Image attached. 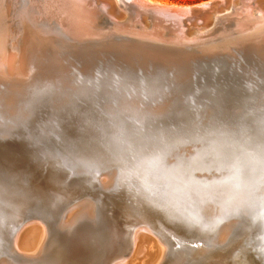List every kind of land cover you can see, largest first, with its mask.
I'll return each instance as SVG.
<instances>
[{
  "label": "rangeland",
  "instance_id": "374dc122",
  "mask_svg": "<svg viewBox=\"0 0 264 264\" xmlns=\"http://www.w3.org/2000/svg\"><path fill=\"white\" fill-rule=\"evenodd\" d=\"M13 13L20 17L17 9ZM38 38L42 47L57 52L52 61L57 73L28 49L20 72L0 74V190L12 191L14 183L32 199L62 204L63 210L57 208L61 213L68 208L77 212L74 204L99 205L107 199L121 212L124 238L126 223L139 217L136 209L149 208L169 226L180 225L182 244L188 245L220 235V226L234 221L236 235L224 244V264H264V42L243 56L230 48L224 62L182 63L174 73L161 70L157 75L150 66L108 63L50 35ZM47 39L54 41L45 44ZM157 150L162 159L155 158ZM53 176L59 182L48 180ZM4 205L0 235L14 224L11 207ZM35 205L22 214L37 212ZM210 206L222 208V214L210 217ZM145 224L161 232L153 223ZM3 241L0 237V248Z\"/></svg>",
  "mask_w": 264,
  "mask_h": 264
},
{
  "label": "water",
  "instance_id": "95a60500",
  "mask_svg": "<svg viewBox=\"0 0 264 264\" xmlns=\"http://www.w3.org/2000/svg\"><path fill=\"white\" fill-rule=\"evenodd\" d=\"M26 2L37 12L42 27L55 32L61 43L87 49L88 53L99 55L108 63L150 66L157 70V75L162 71L174 73L182 63L205 65L224 62L230 58V48L245 54L249 47L264 42V20L257 18L264 17V0H201L189 4L151 0ZM247 28L255 30L253 35L246 31ZM137 75L142 77V73ZM57 205L63 208L62 204ZM37 208L33 213L44 218L54 210V207ZM117 220L99 203L92 204L89 215H77L69 227L56 220L51 222L53 243L60 246L51 256L46 254L38 258L37 263L66 264L67 253L72 247V235L67 233V229L81 230L77 241L87 239L90 232L92 243H109L110 224L118 225ZM3 222L0 218V230ZM234 224V221L227 222L222 237L216 233L200 245L182 244L181 238L157 232L164 244L161 264H182V258L194 261L217 258L227 252L224 244L233 242L236 235ZM115 239L120 243L119 248L126 242L123 236ZM94 249L88 254L70 257V261L100 264L104 254Z\"/></svg>",
  "mask_w": 264,
  "mask_h": 264
},
{
  "label": "bare ground",
  "instance_id": "6f19581e",
  "mask_svg": "<svg viewBox=\"0 0 264 264\" xmlns=\"http://www.w3.org/2000/svg\"><path fill=\"white\" fill-rule=\"evenodd\" d=\"M15 9H17L18 13L20 14V17L17 16L16 14L14 15L13 11ZM36 13L37 12H35L28 5V2H26V0H0V74L12 75V74H16L17 72H20L21 67L24 65V63L26 61V57H27L26 54H27L28 49H30L31 51L32 50H34V51L36 50L37 53H39L41 59L42 60H45L44 61V63H45L44 66L47 67L50 72L57 73L56 71H58V70H56V69L58 67H56L54 64H52L53 63L52 61H54L55 58H56L57 52L55 50H53V49H46V48H49L48 46L47 47H42L43 44H40V43H43V41L40 42L39 41L40 38H38V37H40V34H42L43 37H46V35H50V37H52V38L54 37L55 39H58V36L55 35V32H53V31H51L49 29H45V27H42L43 25L40 24L39 16ZM257 18L260 21L261 20H264L263 15H261V16H259ZM257 26L260 27V25H257ZM246 31L250 35H253V33H254L255 30L252 29V28H247ZM16 34L18 36L19 35L21 36L20 39L19 38H16ZM33 34L34 35L36 34L37 37L36 36L33 37ZM54 40L47 39L45 44H50L51 45V43ZM26 41L28 42V44L30 42L31 45L29 44L30 46H26V44H27ZM55 42H57V41L55 40ZM59 44L65 45L66 43H64V44L63 43H59ZM34 46H36V47H34ZM260 50H262V49H260ZM32 53H34V52H32ZM255 53L257 54V52L255 51L253 55H255ZM247 54H248V52H247ZM241 55L243 56V54H241ZM257 56H258V54H257ZM257 56H255V59H257L256 58ZM33 59H35V58H33ZM250 59H251V57H250ZM258 59L260 60V58H258ZM258 59L256 61H258ZM244 60H245V58H244ZM262 61L263 60H261V62ZM258 63H259V61H258ZM258 63L256 64L254 62V64H256V65H258ZM262 63H264V62H262ZM262 71H264V69ZM259 76H260V74H259ZM24 79H26V78H24ZM51 81H52V79H51ZM8 87H9V89H8L9 92H15V93H18L19 92V90H17L15 87L14 88H11V86H5V88H8ZM81 88H83V87H81ZM2 91H3V89L0 90V95L3 94ZM6 102H8V101H6ZM98 112L100 114L101 113V110L98 111ZM84 113H86V112L84 111ZM103 113H105V112H103ZM103 113H102V115H103ZM76 114H77V112H76ZM89 117H90V115H89ZM94 117H96V116H94ZM107 117H108V115H107ZM120 118H122V117H120ZM124 118H125V116H124ZM77 119H78V117H77ZM81 119H83V118H81ZM126 121H127V119H126ZM97 122H98V120H97ZM129 122H131V121H129ZM119 124H121V123H119ZM124 124H125V121H124ZM99 127H100V125H99ZM195 128H197V127H195ZM100 130H102V128ZM194 130H196V129H194ZM219 132L220 131H218V133ZM194 133H195V131H194ZM220 135L222 136V134H219V136ZM195 136H194V138H195ZM204 140H206V139L204 138ZM204 140H202V141L204 142ZM195 141H196V143H197V141L199 142V140H195ZM217 142H218L219 145H222L225 141H223L222 139L219 138V140ZM78 143H81V142L78 141ZM6 144H11V143L10 142H6ZM202 146H204V145H202ZM178 147H179V145H178ZM170 148H172V147H170ZM164 149H166V148H164ZM198 152H200V151H198ZM198 152H196V153H198ZM158 153L159 152L157 150V155L158 156L155 157V158H158L159 159L160 157H159V154ZM202 153H200V154L202 155ZM163 154L164 153H162V156H163ZM167 154L168 153H166V155ZM190 154H189L190 157L189 156L188 157L191 159V155ZM177 157H179V156H177ZM204 157L206 158L205 154H204ZM204 157H202V158H204ZM151 158L153 159L154 157L151 156ZM152 159H151V162H152ZM160 159H162V157ZM185 159H187V158H185ZM167 160H169V159H167ZM159 161H161V160H159ZM161 163L163 164V162H161ZM174 163H175V161H174ZM77 166H80V165H77ZM71 168H72V166H71ZM182 170H185V168L182 169ZM186 170H187V168H186ZM95 171H97V169L94 170V173H95ZM165 171L167 172V171H170V170H165ZM176 172H175V174H176ZM172 173H173V171H172ZM48 180L49 181H53V182H56V181L59 182V178L57 176H53L52 178H50ZM99 180L104 184V182H105L104 181L105 180L104 177L101 178V179H99ZM152 180L153 179H151V181ZM145 183L146 182H144V184ZM11 184H13V185H11ZM148 184H149V182H148ZM10 186L13 187L12 188V191H10V188L8 190L9 192H5V190H3V191L0 190V205L5 204L4 206L11 207L12 211L11 212L9 211V212H10L11 217H13L12 220L14 221V224L11 225V228L9 229V231L6 230V231H4L0 235V237L4 240L3 243H2L3 245L1 247L2 250L0 251V256H1L0 257V264H2V263L3 264L4 263L5 264H7V263H9V264H22L24 262H26L25 264H29V262H32V263H35L36 262L37 263V259L38 258L40 259L41 256H44L45 257L46 254L49 255V256H51L52 254L55 253V249L57 248V246L58 245L60 246V244L54 245V243H53V239L54 238H53V236H51L52 233H53V232H51V231H53L52 223L51 222H53V221L55 222V220L57 221V217L60 216V218L58 220V223L60 222L62 225H65L66 227H69V225L71 224V222H73V220L75 219V217L77 215H80V214L89 215L91 213L92 205L91 204H89V205L87 204L86 205V203H84L83 206H80L79 204L71 205V207H73V206H75V207L76 206H79V208L76 207L78 209V212H75V210L72 211L71 208H68V209L65 210L64 213H61L59 210H58L59 211L58 212L57 209H56V208H58L57 203L48 202L47 201L49 198H46L47 200L46 199L45 200H40L39 198H36L37 195H35V198L37 199V200H35V199H32V197L28 196L27 194L22 193V192H19V189H18L19 187H16L14 185V183H10ZM178 188H179V185H178ZM156 189H155V191H156ZM21 190L23 191L22 187H21ZM62 193L64 194L65 192H62ZM203 194L204 193L200 194L201 195V197H200L201 199L204 198L203 197ZM108 198L109 199H112L113 197H108ZM2 200H5L6 203L4 201H2ZM193 201H194V199H193ZM67 202L69 203V201H67ZM68 203H66V205ZM99 203H100V206L103 207V209H106L108 212H110L113 216H115L119 220V221L117 220L118 221V225H116L114 222L112 224H110V226H111V228H110V233H111L110 239H111V241L109 243H105L103 245L99 241L98 242H95V243H92L91 242V239H90V232H89V236L87 237V239L77 241L76 240V237L80 234L81 230H76V228H74V229L73 228L72 229H67V233H70L72 235L71 236L72 239L70 238V241H72L70 243V244H72V247H70V249H69V251L67 253L69 256H68V260L67 261L65 259V261H66L65 263L66 264H81V262H78V261L77 262L76 261H70V257L71 258H75L78 255L88 254V252H91L92 251V248H96L94 250H98V252H102L104 254L103 255L104 257L101 260L100 264H161L163 262L162 258H163V251H164L163 240L159 237V234L157 233L158 232L157 230H155V231L152 232L151 227L149 225H146L145 224V223H148L149 224V222H151L154 225L158 226V228L162 232H166V233H168V234H170V235H172L174 237L182 238V234H181L182 231L180 229V225L179 226H177V225H170L169 226L168 223H165L164 221H162V219L160 217H158L159 215L157 213H155L154 211H152L149 208H147V209L145 208V210H138V209H136L139 212L137 214H138V216L140 218L139 217L138 218H134V220L132 222L129 221L128 224L126 223V226H125V229L126 230H125V232H126V235H128V236H127V238H125V240L126 239L127 240H126V242H124L123 244H121V247L119 248L120 243L119 242H116L117 239H115V238L122 237L121 234H120V232H124V231H122L123 230L122 227H121L122 230L120 229V225L122 226V224H121V215H120L121 212L117 208V205H113V206L109 205V203L107 202V199H104V201L103 200H100ZM32 204H37V205H35L36 207H38V206H42V207H45V208H47V207H49V208L54 207V210L49 215H47L48 217H46V218H44L43 215H39L37 213L22 214V211L25 210L28 205H32ZM190 207H191V205H190ZM13 211H15L16 214ZM19 211H21V215H20ZM222 212H223L222 208L216 207V206H214V207H211L210 206V210L207 211L208 215L210 217L212 216L213 218L216 215H221ZM24 216H25V218L27 217L26 218L27 221H24ZM4 217L7 218L6 214L4 215ZM38 218L41 219V220L44 219V221H43L44 223L42 221H40V225H39L38 222H36V219H38ZM3 221L5 223L4 218H3ZM147 221H149V222H147ZM139 222H143L144 224L141 225L142 223L139 224ZM6 223H7V221H6ZM226 223L223 226L221 225L222 224L221 223L220 225L222 227L219 225L220 226L219 232H220V230H221V232H220V235L218 234V236H221L222 237L225 234V232H226ZM193 224L194 223H192L191 225H193ZM189 229H190V226H189ZM207 229H209V228H207ZM201 230H204V229H201ZM209 231L212 232L211 230H209ZM205 233H206V229H205ZM0 245H1V243H0ZM115 247H116V249H114ZM48 251H49V253H47ZM225 259H226V253L218 256L217 258L210 257V258H206V259H203V260L201 259V260H195V261L194 260L187 259V258H182V264H224Z\"/></svg>",
  "mask_w": 264,
  "mask_h": 264
}]
</instances>
